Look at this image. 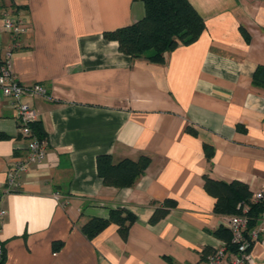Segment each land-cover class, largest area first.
Segmentation results:
<instances>
[{
    "label": "crops",
    "instance_id": "0c3cea01",
    "mask_svg": "<svg viewBox=\"0 0 264 264\" xmlns=\"http://www.w3.org/2000/svg\"><path fill=\"white\" fill-rule=\"evenodd\" d=\"M189 2L205 31L151 63L104 37L142 20L143 0H0V67L12 44L2 21L9 13L28 24L12 69L22 85L47 92L25 99L39 115L46 158L4 194L27 140L0 89V132L9 136L0 141L4 264H205L224 240L204 176L252 193L264 188V89L253 85L264 67V0ZM205 144L214 148L210 161ZM104 155L151 163L120 189L98 174ZM166 200L176 207L152 225ZM117 208L136 216L128 239L114 224L88 239L82 227ZM252 255V264H264V234Z\"/></svg>",
    "mask_w": 264,
    "mask_h": 264
},
{
    "label": "trees",
    "instance_id": "16d2710c",
    "mask_svg": "<svg viewBox=\"0 0 264 264\" xmlns=\"http://www.w3.org/2000/svg\"><path fill=\"white\" fill-rule=\"evenodd\" d=\"M143 1L145 16L142 20L104 33L106 40L118 42L120 51L133 59L143 58L151 63H165L168 53L174 52L180 46L193 44L206 29L204 19L189 0ZM242 33L247 40L250 39L245 29H242ZM253 85L264 89V67H258L255 71ZM187 131L194 133L191 127H188ZM33 132L42 140L43 130L38 123L33 126ZM8 138L7 134L0 132V141ZM204 153L206 159L210 161L214 155L213 146L205 144ZM150 163L151 159L146 156L140 157L137 161L125 159L116 163L111 156L104 155L98 157L97 168L106 186L124 189L133 187L144 175ZM204 189L215 199L214 211L217 215H239L242 212V205H247L250 208L248 213L251 218L250 227L257 224L262 207L253 202V193L247 185L238 181L227 183L205 175ZM175 207L174 201L166 200L162 206L156 208L150 223L152 225L158 223ZM135 222L136 216L128 209H110L107 218H92L82 227V231L91 240L114 224L118 226L120 236L127 240L130 228ZM216 234L224 242L230 243L231 232L227 228L220 227ZM0 245L3 248L0 264H4L6 250L2 242ZM60 245L56 243L54 250Z\"/></svg>",
    "mask_w": 264,
    "mask_h": 264
},
{
    "label": "built area",
    "instance_id": "2783aa9c",
    "mask_svg": "<svg viewBox=\"0 0 264 264\" xmlns=\"http://www.w3.org/2000/svg\"><path fill=\"white\" fill-rule=\"evenodd\" d=\"M3 29L12 38V44L5 53V58L0 67V89L3 95L11 99V105L16 110L20 134L27 140L25 154L15 159L8 172L3 188L4 194L19 190V179L22 173L32 163H42L47 155L44 142L33 132V126L38 123L39 115L25 99L29 96H46V90L41 85H22L14 73L13 60L21 49L22 37L27 33L28 24L18 18H13L9 13L3 15ZM252 200L260 204L262 212L257 224L250 227L249 206L242 205L239 215L223 216V227L231 232L230 243L224 242L210 255L205 264H252L253 246L258 243L264 234V188L253 193ZM6 211L0 206V228ZM3 248L0 245V259Z\"/></svg>",
    "mask_w": 264,
    "mask_h": 264
}]
</instances>
